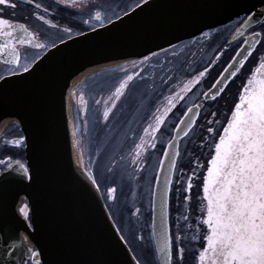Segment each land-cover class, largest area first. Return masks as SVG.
Returning a JSON list of instances; mask_svg holds the SVG:
<instances>
[{"label":"water","instance_id":"95a60500","mask_svg":"<svg viewBox=\"0 0 264 264\" xmlns=\"http://www.w3.org/2000/svg\"><path fill=\"white\" fill-rule=\"evenodd\" d=\"M127 13L54 45L32 64L31 76L19 72L0 79V133L5 123H16L24 134L26 151L25 162L7 158L0 172V264H28L29 260L34 264H136L98 185L91 182L86 147L75 136L72 107L77 99L76 84L87 73L139 64L245 17L229 39L230 43L243 42L203 93V103L213 101L260 44L262 34L254 29L264 23V0H148L142 10L135 6ZM237 69L233 77L231 73ZM197 81L200 79L188 84V89ZM187 92L177 93L175 106ZM106 103L111 108L112 100ZM85 105V101L80 104L83 112ZM200 109V104L192 105L180 118L157 168L151 231L159 264H164L161 249L166 234L171 239L170 194L180 145L195 126ZM151 135L156 137L150 128L136 142L143 141L142 147L131 151L132 170L146 168V156L156 145L148 143ZM173 161L175 167H170ZM17 162L30 166L31 181L18 182L22 172ZM9 173L8 180H3ZM23 203L29 205L28 219L19 212Z\"/></svg>","mask_w":264,"mask_h":264},{"label":"snow or ice","instance_id":"6c2138e0","mask_svg":"<svg viewBox=\"0 0 264 264\" xmlns=\"http://www.w3.org/2000/svg\"><path fill=\"white\" fill-rule=\"evenodd\" d=\"M147 4L148 0H138L136 7L142 10V6ZM0 6L17 8V4L11 0H0ZM35 7L39 8L40 5L36 4ZM134 12L135 9H133ZM125 14L128 13L125 12ZM37 18L44 19L43 16ZM94 18L102 22L101 12L97 11ZM17 27L18 25L10 18L0 15V37L5 38L4 42L0 43V57L4 58L5 64L14 65L9 69L10 75L22 72L31 76L33 66L21 64V56L16 45L31 44L30 37L33 34L28 32L24 25H19L24 34L13 43ZM34 46L40 49L45 47L42 43H36ZM145 59L148 58L145 57ZM259 68L264 69V57H261ZM238 71L239 69L231 75L235 77ZM199 75L203 77L205 72ZM133 78V75L125 72L124 79L120 81L110 97L111 108H106L103 113L106 121L112 109L116 107V101L125 94ZM0 79L5 77L0 76ZM187 90L189 89L186 85L184 91ZM219 91L223 92L225 89L220 88ZM176 98L169 99V107L165 109V114L175 106L173 100ZM81 103H84L82 97ZM212 115L215 116V113ZM164 122L163 115L156 116L155 127L149 124L148 128L144 129L145 134H149L150 128L152 133L159 131ZM215 122L219 123V121ZM207 131L214 133L215 130L209 127ZM152 138L154 139V136ZM11 143L20 146L23 144V139H17ZM142 144L143 141L136 145L137 149H140ZM152 146L155 147V144ZM213 146L214 154L207 160L206 175L201 178L203 199L207 201V217L202 220V224L207 226V232L203 236L206 245L198 255L199 264H264V72H259L257 69L246 78V83L241 86V91L238 93V102L234 103L230 118L227 119L226 125H222V133L219 134L218 140H213ZM211 150L212 147H210ZM136 155L138 156L139 152ZM167 155L165 153V156ZM8 167L11 168V164ZM17 167L22 172V175L17 178L18 182L33 179L30 166L17 162ZM170 167H175V161ZM198 167L203 168L205 165L198 163ZM9 175L10 173L5 174L2 179L8 180ZM196 175L197 173L193 171V176ZM90 179L93 184H96L94 178ZM193 187V179L189 177L185 191L191 193ZM108 191L114 198L116 189L110 188ZM185 199L190 197L186 196ZM19 212L28 219L29 205L23 203ZM161 251L164 254V264H173L172 243L167 234ZM183 258L184 249H177V264H182ZM136 264H139L138 260Z\"/></svg>","mask_w":264,"mask_h":264},{"label":"rangeland","instance_id":"374dc122","mask_svg":"<svg viewBox=\"0 0 264 264\" xmlns=\"http://www.w3.org/2000/svg\"><path fill=\"white\" fill-rule=\"evenodd\" d=\"M132 2L137 3L138 0H132ZM230 34L225 33V36L219 38L218 42L226 38V45H231L227 43L229 42L227 40ZM231 48H233V46ZM228 56V53L224 52L221 60L210 68L206 79H204L205 88L209 87L211 84V72L218 66L223 68L227 63L226 58ZM259 65L260 61L252 69V72L239 79L233 85L222 103H216L215 105L210 104L211 107L205 108L206 116L203 115L202 118V124H205L203 132H192V134L182 142L171 191L174 197L173 223L176 231L177 247L184 249L182 264H199L198 255L206 245L203 236L207 232V226L202 224V220L207 217V201L203 199L201 178L203 175H206L207 160L214 154L213 140H218L219 134L222 133V125H226L225 114L228 110L227 105L231 100L233 101L235 99L234 96L241 91V88L239 91L237 90V92L235 90L241 85L242 80L243 83H246V78L251 76L257 69H259V72H262ZM145 85H148V81L145 82ZM202 91L203 89L196 95L192 94L189 97H186L185 93L183 99L185 98L187 100L180 106L178 109L179 112L182 113L190 106L191 103L198 98V95H201ZM233 94L235 95L232 96ZM104 95L105 94L100 95L97 98L98 101H100V105L103 104L102 99L105 97ZM141 99L146 103L145 106L141 104ZM130 100L124 102L125 106L121 108L118 107L117 112L116 110L113 111L116 112V122L113 126H107L95 150L91 152L94 155L92 172L98 177H111L112 183H107L103 187L106 192L110 188L116 189L114 198H112L113 200L109 203L110 209L120 231L126 239L134 245L136 255L140 262L142 264H159L150 228L151 196L160 154L165 142L171 135L166 133L164 137H155L151 135L152 137L154 136V139L152 137L148 138V143L155 142L158 144V148L156 151H151L147 154L145 162L146 168L142 171L131 170L128 166V158L131 151L136 147V142L140 140L138 135L144 123L149 120L147 124H152L155 115H163L166 117L167 114H165V109L168 103L166 102L167 100L163 103L159 102V100L158 104H154L155 102L149 103L139 96L136 99ZM144 108L145 111L142 112ZM212 113H215V116H213ZM100 116L99 114V117ZM139 118L145 119V122H134ZM215 121H219V123ZM140 124L141 128L138 130L137 125ZM208 127L213 128L215 130L214 133H209L207 131ZM135 130H137L136 133ZM75 132L78 134V129L75 128ZM130 132L132 136H128ZM120 145L124 147L125 150L117 154L121 148ZM210 147H212L211 151ZM23 159H25V157ZM124 160H126V168L124 167ZM198 163L205 165V167H198ZM193 171L197 173L196 176H193ZM189 177H192L194 184L191 193L185 191ZM186 196H189L190 199H185Z\"/></svg>","mask_w":264,"mask_h":264},{"label":"flooded vegetation","instance_id":"af4514ba","mask_svg":"<svg viewBox=\"0 0 264 264\" xmlns=\"http://www.w3.org/2000/svg\"><path fill=\"white\" fill-rule=\"evenodd\" d=\"M11 2L16 3L17 8L12 9V8H7L5 6H0V9H2L0 15H2L5 18H10L12 22L18 25L17 30L14 33L15 39L13 40V43H15L16 39H18L21 35L24 34L23 30L19 27V25H24L27 28L28 32L33 34L30 37L32 39L31 44L16 45L21 56V64H31V65L54 45L72 36L81 34L83 32L104 25L110 22L111 20H113L114 18L118 17L122 13L126 12L128 9L132 8L135 4H137V3H133L132 0H11ZM36 4H39L40 7L36 8L35 7ZM97 11L101 12L102 14V22L97 21L94 18L95 13ZM38 16H43L44 19L40 20L37 18ZM227 32L228 29L226 28V26L219 27L210 30L206 33H203L191 40H187L183 43L173 46L168 50L161 52L158 55L149 58L148 60H145L143 63H139V64L128 63L124 66H118L110 69L96 70L91 73H87L83 75L78 80L75 87L77 93L76 95L77 99H76V104H74V106L72 107L73 113L79 108L83 112L84 106L80 107V104L82 105L81 97L85 102L86 99L84 97L85 93L80 90V83L84 78L88 77L90 74L95 72H108V73L116 72V71H118L119 73L122 72L121 76H119L116 80L117 83L111 88V90L107 94L104 95L105 97L102 99L103 104L100 105L98 103L99 114L101 115L99 117V120L102 126H104L103 129L104 132L107 126L109 125L113 126L114 123L116 122L115 113L117 112L118 107L119 108L121 107L122 100L124 99L126 92L130 88V85L134 82V80L144 76V75L141 76V74L144 73V68L149 64L150 67L154 66L155 69L153 73L155 74L157 70L160 69L161 66H163L162 62L166 63L169 57H171L172 55L173 56L178 55L182 50H184L185 47L188 46L192 48V54H191V58L184 66L185 71L178 76L172 75L168 77L165 81L166 86L163 90L149 91V92L158 93V98L154 104H158L159 100H160L159 102L163 103L164 101L175 97L177 93H180L182 89H184L185 86L190 84V82H192L194 79L195 80L200 79L199 83L195 84L190 90H188V92L186 93V97H189L192 94L196 95L199 91L203 89L201 95L200 96L198 95V98L195 99V101H193L190 105V106L194 104L201 105L200 116L196 122L194 129L190 132V135L192 134V132L194 133L196 131L197 132L201 131L200 133H202L203 129L205 128V124H202L203 115L206 116L205 108L211 107L210 105L211 103H203L202 101V94L205 92V90H207L211 86L210 85L209 87L205 88L204 79H206L210 68H212L216 63H218L221 60L223 53L226 50H228V48L230 49L232 46H234L235 43H236L235 45H238L239 47L243 42V40H239L238 42H234V43L227 42L228 44L231 45H226L225 43L218 52H215V48H212V46H214L216 42L219 43L218 42L219 36L221 35L222 37H224L225 33ZM231 34L229 35L227 41H229ZM4 40H5L4 37H0V43H3ZM36 43H42L45 45V47L43 49L36 48L34 46ZM202 59L204 60V63L201 62ZM13 67L14 65L5 64L4 58L0 57V76L5 77L7 75H10L9 69ZM125 72H127V74L129 75H133L134 78L132 81L129 82V87L125 90V94L120 98L119 101H116V107L114 109L116 110V112H112L109 115L108 120L106 121L103 115L107 106L106 102L108 100L109 101L111 100L110 97H112L115 88L119 86L120 81L124 79ZM201 72H205V75L203 77H200L199 75ZM136 73H138V75H136ZM152 74L150 76L146 75L148 76L146 78L148 82L153 78L154 74L153 75ZM146 87H148L149 90H153V89L156 90V87H154L152 84L150 86H145L142 89V92L145 91ZM79 95L81 97H79ZM139 97L141 98V96ZM186 100L187 99L184 98L182 101H180L174 107V109L168 114L167 118L164 120L165 122L160 126V130L156 132V137H164L166 133H169L172 136L174 127L182 116L178 109L180 108L181 105L185 103ZM144 111L145 108L143 109L142 112ZM228 118H230V115L228 116ZM144 120L145 119L143 118H139L134 122L141 121L144 123L145 122ZM147 123H149V120L144 123V126L138 135L139 138L143 137V135L145 134L144 129L148 127ZM137 127L138 130H140L141 124L137 125ZM76 129H78L79 132V134H77L79 143L80 144L83 143V145L86 147V159L89 168L92 172V166H93L92 161L94 155L93 153H91L90 150L92 149V152L95 150V147L98 141L100 140L102 134L96 139V142L90 149L87 139L84 137L83 134H81L84 132L85 129L84 125L80 126L77 123ZM136 131L137 130H135V133ZM128 136H132L131 132L129 133ZM17 139H23V144L20 146H15L11 143L12 141ZM157 145L158 144L155 145L152 152L156 151V149L158 148ZM122 150L125 149L124 147L121 146L117 154L121 153ZM130 155L131 153L129 154V158H128V164H129L128 166L132 170V167L130 165ZM24 157H25V142H24L23 132L16 123L14 122L5 123L0 133V172L7 165V158H11V160H16V159L24 160L23 159ZM125 163L126 160H124V167L126 168ZM92 176L95 179L96 183L98 184L106 204L110 208L109 203L113 199L112 196L109 195V192L108 191L106 192L105 189L103 188L104 177L102 178V176L100 177L95 176L93 172H92ZM128 244L132 249V251L135 252L134 245L129 241ZM28 264H34V263L32 262V260H29Z\"/></svg>","mask_w":264,"mask_h":264},{"label":"bare ground","instance_id":"6f19581e","mask_svg":"<svg viewBox=\"0 0 264 264\" xmlns=\"http://www.w3.org/2000/svg\"><path fill=\"white\" fill-rule=\"evenodd\" d=\"M191 54L192 48L188 46L185 47L184 50H182L178 55H172L171 57H169L166 63L162 62L163 66H161V68L158 69L155 74L153 73L155 67H150V64L147 65L144 68V73L141 74V76H144L137 78L130 85V88L128 89L124 96V99L122 100L121 107L125 106L124 102L126 100L136 99L138 96H141V98H144L149 103L155 102L158 98V93H151L149 91L163 90L166 86L165 81L168 77L172 75L178 76L183 73L185 71L184 66L191 58ZM201 62L204 63V60L202 59ZM121 74L122 72L119 73L118 71L110 73L95 72L84 79L82 78L83 80L81 79L82 81L80 83V90L85 93L84 97L86 99V109L84 112H82L79 108L74 111L72 116L73 121L76 122V128L77 123L80 126L84 125L85 129L84 132L81 134H83L84 137L87 139L90 149L96 142V139L102 134L104 129V126H102L99 120V105L97 103V98L100 95L107 94L111 90V88L117 83L116 80L119 76H121ZM151 74L153 75V78L148 82V85H145V82L148 81L146 79L148 76L146 75L150 76ZM152 84L154 87H156V90H149L148 87H146L145 91L142 92V89L145 86H150ZM141 104L145 106L146 103L144 102V100L141 99ZM90 151L92 152V149ZM110 182V176L104 177L103 187L107 183L110 184Z\"/></svg>","mask_w":264,"mask_h":264},{"label":"trees","instance_id":"16d2710c","mask_svg":"<svg viewBox=\"0 0 264 264\" xmlns=\"http://www.w3.org/2000/svg\"><path fill=\"white\" fill-rule=\"evenodd\" d=\"M244 18L245 17H243L241 19H238L237 21H234L233 23H230V24L226 25V28L228 29V32L227 33L230 34L235 29V27H237L244 20ZM262 25H264V23H262L261 25H259L256 28V30H258V31H260L262 33V39H261V42L258 45L257 49L254 51V53L252 54V56L250 57V59L248 60V62L244 66V68L242 69V71L229 84V86L227 87V89L225 90V92L223 93V95L219 99H217L214 102H212L211 104H214L215 105L216 103H222L223 99L226 98V96L228 95L229 91L232 89L233 85L239 79H241L245 75H247L250 72H252V69L255 67V65L258 64V62L261 60V57H264V27H262ZM219 38H222V36L220 35ZM225 43H226V38L224 40H222L221 42H219V43L216 42L214 44V46H212V48H215V52H218L220 50V48H222ZM237 47H238L237 45H234L233 48L225 51L229 55L226 58V61L227 62L230 60V58L232 57V55L235 53ZM221 68L218 66L217 68L214 69L213 72H211V75H210V77H212L211 84L216 79V77L219 75L220 71L223 69V68L222 69ZM242 84H244L243 83V80L241 81V85ZM241 85H239L238 88H236V90H235L236 92H237V90L238 91L240 90ZM234 95L235 94H233L232 96H234ZM234 98L235 99L233 101L231 100L230 103L227 105V109L228 110H227V112L225 114V121L228 119V116H229L230 112L233 110L234 103L237 102L238 94L235 95ZM170 214H171L170 215V219H171V228H172V235H173V262H174V264H177L176 253H177V249H179V248L177 247L176 231H175L174 223H173V221H174V197H173V194H172L171 203H170Z\"/></svg>","mask_w":264,"mask_h":264}]
</instances>
